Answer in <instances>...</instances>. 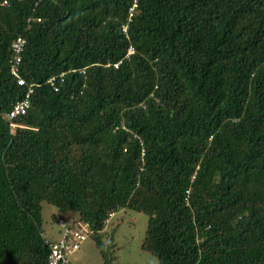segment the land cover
I'll use <instances>...</instances> for the list:
<instances>
[{
  "label": "trees",
  "instance_id": "trees-1",
  "mask_svg": "<svg viewBox=\"0 0 264 264\" xmlns=\"http://www.w3.org/2000/svg\"><path fill=\"white\" fill-rule=\"evenodd\" d=\"M134 2L0 0V264H48L44 202L104 264L122 209L157 264H264V0Z\"/></svg>",
  "mask_w": 264,
  "mask_h": 264
},
{
  "label": "rangeland",
  "instance_id": "rangeland-1",
  "mask_svg": "<svg viewBox=\"0 0 264 264\" xmlns=\"http://www.w3.org/2000/svg\"><path fill=\"white\" fill-rule=\"evenodd\" d=\"M63 217L66 222L72 220L75 212L63 215L54 205L43 203V228L45 235L50 240H59L62 236V226L55 220V216ZM148 215L133 209H122L113 214L108 222L106 240L111 236V231L117 227L115 234L116 264H157L156 255L142 249L141 244L148 227ZM74 264H104L102 255L92 237H88L80 249L72 256Z\"/></svg>",
  "mask_w": 264,
  "mask_h": 264
},
{
  "label": "built area",
  "instance_id": "built-area-1",
  "mask_svg": "<svg viewBox=\"0 0 264 264\" xmlns=\"http://www.w3.org/2000/svg\"><path fill=\"white\" fill-rule=\"evenodd\" d=\"M137 6V0H135L133 6L130 8V14L133 15V12ZM128 26L124 27V30L127 31ZM26 44V38L23 36H18L13 42L12 47L14 50V62L12 65V72L18 78V82L21 85L27 83L26 79L21 75L19 64L22 60V53L24 51ZM133 50L130 49L129 53H132ZM115 66H118L116 64ZM55 89L58 90L56 85V77L53 76L49 79ZM33 92V85L30 84L28 91L24 98L17 100L11 110L6 114L7 118L13 120L19 115L25 114L28 109L31 107V95ZM62 225V236L59 240L51 244V252L49 255L48 264H74L72 256L80 249L81 244L89 237L90 229L87 224L79 222L75 226L70 227L68 224H65L63 220H60Z\"/></svg>",
  "mask_w": 264,
  "mask_h": 264
}]
</instances>
